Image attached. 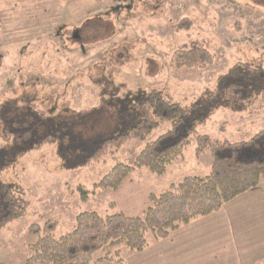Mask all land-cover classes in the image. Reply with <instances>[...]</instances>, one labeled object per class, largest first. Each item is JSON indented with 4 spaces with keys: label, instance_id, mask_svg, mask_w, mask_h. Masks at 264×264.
<instances>
[{
    "label": "rangeland",
    "instance_id": "obj_1",
    "mask_svg": "<svg viewBox=\"0 0 264 264\" xmlns=\"http://www.w3.org/2000/svg\"><path fill=\"white\" fill-rule=\"evenodd\" d=\"M192 42L211 53L210 66L175 65L174 52ZM245 64L264 74V0H0V146L7 144L4 117L27 101L47 117L72 124L76 140L66 138V145L90 146L118 131L112 104L137 89L156 90L182 104L214 102L196 135L247 141L264 131V95L244 102V111L223 107L237 104L226 101L223 77ZM168 128L160 124L147 142ZM45 133L39 128L36 137ZM144 145L129 141L114 155L75 169L61 167L55 145H46L3 171L0 181L24 191L25 215L0 230V264H24L32 224L53 220L59 237L82 212L139 216L149 195L209 173L211 158L196 155L192 136L183 157L163 176L134 169L117 190L93 187L117 163L132 166ZM79 186L88 192L84 200ZM146 240L152 243L151 233ZM208 255L201 259L213 264L216 254ZM232 255L231 264L248 262L236 248ZM138 256L121 248L124 264H158Z\"/></svg>",
    "mask_w": 264,
    "mask_h": 264
},
{
    "label": "trees",
    "instance_id": "obj_2",
    "mask_svg": "<svg viewBox=\"0 0 264 264\" xmlns=\"http://www.w3.org/2000/svg\"><path fill=\"white\" fill-rule=\"evenodd\" d=\"M174 62L177 66L203 69L212 64L213 56L202 44L192 42L174 52ZM233 70L236 73L223 77V94L226 101L237 104L223 107L244 111V102L264 95V85L259 82L264 80V74L260 68L246 64ZM25 103L7 113L8 121L4 117L3 134L7 144L0 146V174L15 167L22 156L46 145H55L61 167L75 169L114 155L129 141L144 143L132 166L117 163L93 186L100 190H117L134 169L163 176L170 165L183 157L192 136H195L196 155L209 154L211 166L204 177H185L162 193L149 195L147 206L139 216L82 212L75 216L73 229L59 237L55 236L57 222L53 220L30 225L28 236L32 242L27 245L24 264H124L121 248L135 253L144 251L149 245L147 233L152 234L153 241L168 239L181 226L219 211L226 203L257 187L264 176V131L239 142L196 135V128L204 124L214 110V102L182 104L162 92L137 89L112 104L118 131L82 147L78 143H65L66 138L70 142L76 140V136L71 135L70 122L47 117L34 104ZM18 119L22 124L13 125ZM162 123L169 124L166 132L147 142ZM39 128L46 129L47 133L37 138ZM77 191L82 200L87 198L85 189L79 186ZM24 215L22 188L0 181V230Z\"/></svg>",
    "mask_w": 264,
    "mask_h": 264
},
{
    "label": "crops",
    "instance_id": "obj_3",
    "mask_svg": "<svg viewBox=\"0 0 264 264\" xmlns=\"http://www.w3.org/2000/svg\"><path fill=\"white\" fill-rule=\"evenodd\" d=\"M235 248L247 259L243 264L264 263V176L257 187L219 211L192 220L168 239L152 241L137 254L158 264H208V259L201 257L216 254L214 263L231 264V259L236 261L232 255Z\"/></svg>",
    "mask_w": 264,
    "mask_h": 264
}]
</instances>
